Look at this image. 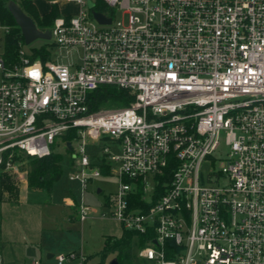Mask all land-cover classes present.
I'll use <instances>...</instances> for the list:
<instances>
[{"label": "built area", "instance_id": "2783aa9c", "mask_svg": "<svg viewBox=\"0 0 264 264\" xmlns=\"http://www.w3.org/2000/svg\"><path fill=\"white\" fill-rule=\"evenodd\" d=\"M65 2L76 10L53 19L45 62L22 41L8 62L0 25L2 171L25 175L27 158L60 142L77 222L91 216L81 196L105 167L116 189L99 217L150 233L136 261L264 264V0ZM102 86L132 101L89 112L87 95ZM75 260L86 264L74 253L54 264Z\"/></svg>", "mask_w": 264, "mask_h": 264}, {"label": "trees", "instance_id": "16d2710c", "mask_svg": "<svg viewBox=\"0 0 264 264\" xmlns=\"http://www.w3.org/2000/svg\"><path fill=\"white\" fill-rule=\"evenodd\" d=\"M8 1H14L22 12L31 18L35 27L39 29V31H46V29L50 28L53 19L58 15V10L55 4H50L46 12L39 14L32 0H0V25L8 27V34L4 37L3 41V56L8 62H10L14 58L17 42L22 41V39L19 29L7 11L6 5ZM47 47L42 46L30 50V58L32 60L38 59L40 62H45L49 58V54L46 51ZM86 100L89 112H94L100 109L127 106L132 101V98L123 90L102 86L89 93ZM64 139L68 141L69 137L66 135L64 136ZM94 149L96 150V148ZM91 156H96V154ZM25 161L27 165L25 170L27 189L31 191L39 190L48 194L51 190V185L60 177L61 158L57 155L51 154L41 159L27 158ZM91 162L95 163V160L91 159ZM0 170L2 169L0 168ZM100 173L101 175H107V169L101 167ZM161 181L162 179H157L155 197L153 200L162 194ZM4 194H7L9 200H3L2 197ZM16 198L17 191L10 184L9 179L0 174V203H15ZM133 203V205H135L137 204V201H133ZM149 237V232L141 236L135 235L131 232L121 231V235L118 239H104L99 256L102 261L106 257L111 256L115 259L117 264H132L134 246L137 248L142 247L145 242L149 240ZM165 257L166 259L169 258L167 252ZM136 262L137 261L135 260V263Z\"/></svg>", "mask_w": 264, "mask_h": 264}, {"label": "rangeland", "instance_id": "374dc122", "mask_svg": "<svg viewBox=\"0 0 264 264\" xmlns=\"http://www.w3.org/2000/svg\"><path fill=\"white\" fill-rule=\"evenodd\" d=\"M36 9L39 13L46 12L49 7L50 0H34ZM58 7L63 10V12H67L70 14L75 13V7L72 4H64L62 0H58ZM57 7V5H56ZM50 41H41L36 40L28 46H24L25 51H30L32 49H37L42 46H49ZM110 109V108H109ZM220 154L219 156L223 157L226 148L223 147V137H220ZM52 154L57 155L61 158V174L59 179L51 185V190L49 195H43V198L49 199L50 202L54 204L55 209L58 212H64V207L62 206L63 198H73L77 202L79 199V190L78 186L74 182H70L68 180V176L71 173V169L69 166V154L62 147L60 142H57L56 145L52 149ZM86 154L88 156L96 154V150L94 148H86ZM26 162L21 165V168L26 170ZM217 168V166H216ZM207 168L205 167L206 170ZM0 174L6 176L10 184L13 188L19 192V189L26 185V174L21 176L11 175L8 172L0 170ZM100 190L101 193L96 195L95 190ZM116 189V179L112 174L109 175H101L98 178H95L91 181V183L87 186L86 190L82 194V202L84 205L91 208V218L98 216V214H106L107 209L103 205V201L105 198H110ZM3 200H9L7 194L3 195ZM97 219V218H96ZM64 222L66 221V219ZM76 222H71L70 224H59L56 229L55 235L50 236V255H52V260H49L47 264H54V258L56 256H65L69 253H74L75 255H80L85 259L86 264H108V262L113 259L111 256L106 257L103 261L99 256V252L103 246V238L102 234L99 231V227L97 224H110V229L115 234V236L119 235L120 227L114 226L113 221H103L100 223L98 220H86L82 224H79L75 218ZM42 260L44 262L45 258L42 255ZM132 264H145L141 261H137L135 263V258H132ZM64 264H77V261L67 262Z\"/></svg>", "mask_w": 264, "mask_h": 264}, {"label": "crops", "instance_id": "0c3cea01", "mask_svg": "<svg viewBox=\"0 0 264 264\" xmlns=\"http://www.w3.org/2000/svg\"><path fill=\"white\" fill-rule=\"evenodd\" d=\"M32 1L35 5V1ZM58 2V0H50L49 5H57L58 12L64 14L65 12L58 7ZM62 2L67 4L65 0ZM43 195H49V193L39 190L31 191L24 185L19 189L15 203H0V264H30L33 260L47 264L53 258L49 253L51 248L49 238L55 235L58 223L76 222L75 199L63 198L64 212L57 213L54 204L50 202V197L47 200L43 198ZM99 215L96 216L97 219L90 216L87 220H98L100 223L112 221L101 219ZM64 218L68 221L67 223L64 222ZM97 225L103 241L105 238L118 239L121 235V230H119V235L115 236L110 229V224ZM114 226L119 227L116 223ZM42 255L46 262L42 260Z\"/></svg>", "mask_w": 264, "mask_h": 264}, {"label": "water", "instance_id": "95a60500", "mask_svg": "<svg viewBox=\"0 0 264 264\" xmlns=\"http://www.w3.org/2000/svg\"><path fill=\"white\" fill-rule=\"evenodd\" d=\"M6 8L10 16L12 17L15 25L19 29V33L24 46H28L36 40H50V34L48 29H46V31H39V29L35 27L31 18L24 14L14 1H8ZM92 16L98 23L109 22V19L103 17L100 13L92 12ZM66 149L69 150L68 143L66 144ZM95 193L99 194V190H96ZM108 264H117V262L115 261V259H111Z\"/></svg>", "mask_w": 264, "mask_h": 264}]
</instances>
